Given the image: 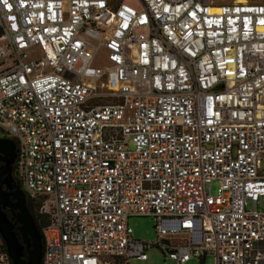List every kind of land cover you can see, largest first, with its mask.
<instances>
[{"label": "built area", "instance_id": "obj_1", "mask_svg": "<svg viewBox=\"0 0 264 264\" xmlns=\"http://www.w3.org/2000/svg\"><path fill=\"white\" fill-rule=\"evenodd\" d=\"M261 9L0 0L14 54L0 71V131L19 146L43 264H129L153 245L176 264H264ZM132 216H152L157 238H134Z\"/></svg>", "mask_w": 264, "mask_h": 264}, {"label": "water", "instance_id": "obj_2", "mask_svg": "<svg viewBox=\"0 0 264 264\" xmlns=\"http://www.w3.org/2000/svg\"><path fill=\"white\" fill-rule=\"evenodd\" d=\"M12 144H14L13 140L0 137V152L9 154ZM14 161L15 158L12 155L6 166L0 168V235L5 243L7 255L13 264H43V237L27 206L25 192L21 185L17 184L12 174ZM5 186L10 192L4 189ZM11 195L17 199V202L11 201ZM6 206L18 207L21 210L19 221L24 225L22 231L26 237L29 236L32 240L28 242L32 248L29 250L27 258H25L24 246L15 232L14 224L4 210Z\"/></svg>", "mask_w": 264, "mask_h": 264}, {"label": "rangeland", "instance_id": "obj_3", "mask_svg": "<svg viewBox=\"0 0 264 264\" xmlns=\"http://www.w3.org/2000/svg\"><path fill=\"white\" fill-rule=\"evenodd\" d=\"M219 4V3H215ZM14 54L11 50L9 39L4 36H0V71H4L12 65ZM130 148L134 147V144L130 142ZM262 169L264 173V156L262 159ZM18 179V175L16 174ZM220 186L217 180L211 183V192L216 194ZM250 207H253L250 204ZM258 208L264 210V196L260 198ZM155 219L152 216H132L129 219V225L133 230V236L136 239L151 241L157 238L155 229ZM149 258L147 260H141L133 258L129 264H176V262L168 257L163 248L158 245H153L147 249ZM182 264H202V260L199 257H192L191 260ZM206 264H214V258L212 256L207 257Z\"/></svg>", "mask_w": 264, "mask_h": 264}, {"label": "flooded vegetation", "instance_id": "obj_4", "mask_svg": "<svg viewBox=\"0 0 264 264\" xmlns=\"http://www.w3.org/2000/svg\"><path fill=\"white\" fill-rule=\"evenodd\" d=\"M0 137L2 138H9L11 140H13V143L11 148H10V153L9 154H4V153H1L0 152V168L2 167H5L6 164H7V161L10 159V157L12 155H14V158H15V161L13 163V170H12V174L17 182V184H20L21 185V188L23 189V191L25 192V196H26V203H27V206L29 208V210L31 211V213L33 214L34 218L35 216L39 217V220L41 222V219H40V216L38 215L37 211H36V208H35V205L32 203L31 199L29 198V195H28V192L26 191L24 185L19 181V179H17L16 177V173H17V159H18V155H19V146H18V143L17 141L10 135L6 134V133H3L0 131ZM5 190H7V192H10V190L5 186L4 187ZM11 201L12 202H17V199L14 198L12 195H11ZM4 210L6 211V213L8 214V216L10 217V219L12 220L13 224H14V229H15V232L20 240V242L23 244L24 246V253H25V258L28 257L29 255V250L32 248L31 245L28 244L29 240L32 241L29 236L26 237L24 235V232L22 231V228H23V223L19 221V215L21 213V210L20 208L18 207H10V206H6L4 208ZM35 221H36V224L38 226V229L40 230L39 228V225L37 223V220L35 218ZM44 246V244H43ZM44 248V247H43ZM8 261L9 263L13 264L12 260L8 257Z\"/></svg>", "mask_w": 264, "mask_h": 264}, {"label": "trees", "instance_id": "obj_5", "mask_svg": "<svg viewBox=\"0 0 264 264\" xmlns=\"http://www.w3.org/2000/svg\"><path fill=\"white\" fill-rule=\"evenodd\" d=\"M2 35V31L0 30V36ZM17 175H18V173H16ZM31 211H32V209H31ZM33 212V211H32ZM33 214H34V212H33ZM35 218H36V220H37V223H38V225H39V228L41 227V222H40V220H39V217H37V216H35ZM11 264V263H10Z\"/></svg>", "mask_w": 264, "mask_h": 264}, {"label": "bare ground", "instance_id": "obj_6", "mask_svg": "<svg viewBox=\"0 0 264 264\" xmlns=\"http://www.w3.org/2000/svg\"><path fill=\"white\" fill-rule=\"evenodd\" d=\"M237 1H244V0H237ZM212 10H213V11H216V8H213Z\"/></svg>", "mask_w": 264, "mask_h": 264}, {"label": "snow or ice", "instance_id": "obj_7", "mask_svg": "<svg viewBox=\"0 0 264 264\" xmlns=\"http://www.w3.org/2000/svg\"><path fill=\"white\" fill-rule=\"evenodd\" d=\"M261 11H264V9H261ZM261 24H264V20L261 21Z\"/></svg>", "mask_w": 264, "mask_h": 264}]
</instances>
